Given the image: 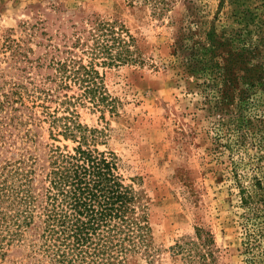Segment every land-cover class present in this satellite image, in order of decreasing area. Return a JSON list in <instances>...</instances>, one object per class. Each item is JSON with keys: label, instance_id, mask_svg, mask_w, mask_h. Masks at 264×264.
Listing matches in <instances>:
<instances>
[{"label": "rangeland", "instance_id": "1", "mask_svg": "<svg viewBox=\"0 0 264 264\" xmlns=\"http://www.w3.org/2000/svg\"><path fill=\"white\" fill-rule=\"evenodd\" d=\"M91 15L123 24L142 56L140 63L99 67L113 111L76 107L78 121L96 129L93 146L114 154L122 182L143 205L151 242L134 263L264 264L262 205L240 192L257 179L264 193V85L243 109L262 131L241 143L211 95L212 74L190 55L191 48L203 52L198 39L212 31L236 50L244 46L246 64H264V0H173L164 13L142 0H0V90L47 86L50 56L63 58L64 45ZM54 46L59 50L50 51ZM40 118L37 110L34 122L13 129L10 149L0 150V159L17 158L21 149L35 155L37 179L48 168L49 147L76 144L53 136ZM206 232L211 255L190 261L186 250L198 248L197 233ZM22 256L10 252L0 264H33Z\"/></svg>", "mask_w": 264, "mask_h": 264}, {"label": "trees", "instance_id": "2", "mask_svg": "<svg viewBox=\"0 0 264 264\" xmlns=\"http://www.w3.org/2000/svg\"><path fill=\"white\" fill-rule=\"evenodd\" d=\"M142 1L158 13L173 4V0ZM80 23L72 44L61 50L63 58L50 56L47 66L52 71L44 76L47 86L34 84L28 89L18 84L0 90L3 153L14 143L13 129L34 122L37 110L53 136L76 143L70 149L49 147L48 168L41 179H37V157L24 155L23 149L17 151V158L0 159V258L14 252L22 253V258L33 264H135L134 256L148 251L151 233L140 210L139 195L122 182L114 154L93 146L96 129L81 124L76 111L78 105L113 111L115 100L99 67L140 63L142 56L134 37L117 20L91 15ZM185 38L186 33H182L178 39L183 46ZM198 41L203 52L191 48L192 63L212 74L211 95L231 116L236 139L246 144L250 134L262 131L243 109L257 100L251 93L264 85V64H246L244 46L236 50L212 31ZM259 138L264 143V135L259 134ZM260 184L255 179L250 188L241 187L240 192L243 201H260L264 213ZM197 237L199 249H187L186 255L190 261L200 258L203 262L206 254L212 253L213 239L209 232L197 233Z\"/></svg>", "mask_w": 264, "mask_h": 264}]
</instances>
